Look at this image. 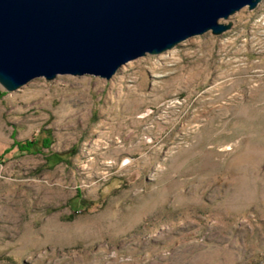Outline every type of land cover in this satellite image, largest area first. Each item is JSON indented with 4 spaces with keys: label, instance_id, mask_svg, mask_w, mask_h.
Listing matches in <instances>:
<instances>
[{
    "label": "rangeland",
    "instance_id": "1",
    "mask_svg": "<svg viewBox=\"0 0 264 264\" xmlns=\"http://www.w3.org/2000/svg\"><path fill=\"white\" fill-rule=\"evenodd\" d=\"M221 21L0 86V264H264V0Z\"/></svg>",
    "mask_w": 264,
    "mask_h": 264
},
{
    "label": "water",
    "instance_id": "2",
    "mask_svg": "<svg viewBox=\"0 0 264 264\" xmlns=\"http://www.w3.org/2000/svg\"><path fill=\"white\" fill-rule=\"evenodd\" d=\"M261 0H0V86L36 77L109 79L129 60L162 53Z\"/></svg>",
    "mask_w": 264,
    "mask_h": 264
},
{
    "label": "trees",
    "instance_id": "3",
    "mask_svg": "<svg viewBox=\"0 0 264 264\" xmlns=\"http://www.w3.org/2000/svg\"><path fill=\"white\" fill-rule=\"evenodd\" d=\"M49 140H45V141H43L42 142V146H48V144H49ZM37 142L35 141V140H31V141H25V142H23V143H20V144H17V146H18V148H19V150H27V148L29 147V146H32V145H34V144H36ZM55 156H57L58 157V155H55Z\"/></svg>",
    "mask_w": 264,
    "mask_h": 264
}]
</instances>
